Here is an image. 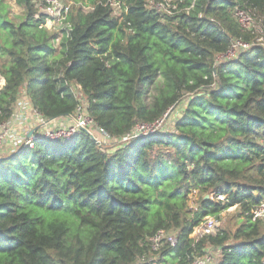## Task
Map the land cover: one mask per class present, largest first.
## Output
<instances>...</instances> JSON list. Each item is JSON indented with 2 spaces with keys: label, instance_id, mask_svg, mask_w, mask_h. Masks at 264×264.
Returning a JSON list of instances; mask_svg holds the SVG:
<instances>
[{
  "label": "trees",
  "instance_id": "trees-1",
  "mask_svg": "<svg viewBox=\"0 0 264 264\" xmlns=\"http://www.w3.org/2000/svg\"><path fill=\"white\" fill-rule=\"evenodd\" d=\"M66 1L69 36L55 47L31 0H15L17 23L0 0V121L24 94L46 120L83 106L114 141L138 124L162 128L113 146L80 131L3 154L0 264H146V239L161 230L176 243L157 264L210 248L215 264H263L252 211L264 202V0H171V13L124 0L120 14L108 0ZM236 11L259 20L261 42ZM235 42L249 47L227 57ZM232 207L234 230L190 239Z\"/></svg>",
  "mask_w": 264,
  "mask_h": 264
},
{
  "label": "built area",
  "instance_id": "built-area-1",
  "mask_svg": "<svg viewBox=\"0 0 264 264\" xmlns=\"http://www.w3.org/2000/svg\"><path fill=\"white\" fill-rule=\"evenodd\" d=\"M31 3L33 4L37 16L43 19L45 31L54 36V46L58 47L61 39L69 36L70 23L68 17L72 3L66 0H31ZM107 3L115 14H120L125 8L124 0H108ZM149 4L151 8L167 13H171L177 8L175 4L171 3V0H165L163 2H154L150 0ZM87 9L90 8H85V10ZM235 16L243 28L250 26L251 21L245 13L236 11ZM248 47L247 44L235 42L226 56L234 57L237 52L245 50ZM4 85L5 79L3 75L0 74V93ZM70 119L72 120V124L66 125L67 127L62 126L63 122L60 121V119L58 120L59 122H55V120H46L32 108L26 95H20L12 107L9 118L0 121V158L5 153L15 152L23 148L32 149L35 146L36 140L39 138L48 140L69 139L74 134L84 130L96 144L99 146H106L108 143H123L136 137L152 134L154 131L162 128V120L152 125L138 124L130 133L123 136L120 140L114 141L102 129L95 126L92 120L85 114L83 107H78L75 116ZM56 123L58 125L55 126V129H51ZM22 129H24V131H22ZM30 132H32L31 135L27 137ZM217 199L223 201L224 196L219 195ZM233 208L235 207L229 209ZM218 217H205L193 229L189 236L190 239L197 242L204 236H216L219 234L220 221ZM252 219L264 220V202L252 211ZM146 242L149 253L152 254V256L144 262L146 264H157L155 255L159 253L163 245H175V232L158 231L153 236L147 238ZM215 262L216 258L206 253L200 256L193 255L191 258L187 257L186 264H215Z\"/></svg>",
  "mask_w": 264,
  "mask_h": 264
},
{
  "label": "rangeland",
  "instance_id": "rangeland-1",
  "mask_svg": "<svg viewBox=\"0 0 264 264\" xmlns=\"http://www.w3.org/2000/svg\"><path fill=\"white\" fill-rule=\"evenodd\" d=\"M4 2L7 5V16L9 18V20L16 22V23L19 22L20 19L22 18L23 8L21 6L16 5L14 0H4ZM250 18H251L250 28H252L256 34L260 35V37L258 38L259 40L256 39V41L258 40L261 42V39H262L261 38V29L259 27L260 22H259V20L255 21L254 18H252L251 16H250ZM0 35L2 36L1 30H0ZM154 93H155V90H154L153 86L149 87L147 89L146 95H145V101L147 103L151 102V99H152V96L154 95ZM71 122H72V120L70 119L66 123H63L62 126L67 127L66 125L72 124ZM57 125H58L57 123L54 124V126L51 129H55V126H57ZM22 131H24V129H22ZM109 145H112V143L106 144V146H109ZM196 198H197L196 194H192L189 196V201H188L189 206H191V207L194 206V202L196 201ZM235 213H236V215H235ZM236 216H239V215H238V212L235 208L223 211L218 217L219 221H220V228H223V227L228 228L229 227L231 230H234V228L236 227L238 220H239V217L237 218ZM207 253L210 254V256H212L213 258H217V256H218V251L213 249V248H210L207 251Z\"/></svg>",
  "mask_w": 264,
  "mask_h": 264
},
{
  "label": "crops",
  "instance_id": "crops-1",
  "mask_svg": "<svg viewBox=\"0 0 264 264\" xmlns=\"http://www.w3.org/2000/svg\"><path fill=\"white\" fill-rule=\"evenodd\" d=\"M59 120V119H58ZM58 120H55V122H59ZM68 120H70V118H65V119H60V121H62L63 123H66ZM69 125V124H68Z\"/></svg>",
  "mask_w": 264,
  "mask_h": 264
},
{
  "label": "water",
  "instance_id": "water-1",
  "mask_svg": "<svg viewBox=\"0 0 264 264\" xmlns=\"http://www.w3.org/2000/svg\"><path fill=\"white\" fill-rule=\"evenodd\" d=\"M171 111V110H170ZM170 111L166 114V117L168 116V114L170 113ZM52 121V120H51ZM84 131V130H83ZM85 132V131H84ZM32 132H30L27 137H29L31 135ZM86 133V132H85ZM87 134V133H86Z\"/></svg>",
  "mask_w": 264,
  "mask_h": 264
}]
</instances>
